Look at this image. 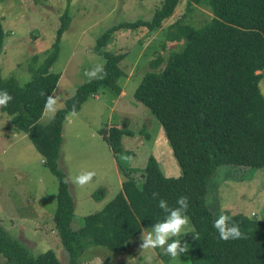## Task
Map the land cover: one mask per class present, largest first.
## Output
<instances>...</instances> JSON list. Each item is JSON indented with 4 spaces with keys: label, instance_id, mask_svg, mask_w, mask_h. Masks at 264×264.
Segmentation results:
<instances>
[{
    "label": "trees",
    "instance_id": "16d2710c",
    "mask_svg": "<svg viewBox=\"0 0 264 264\" xmlns=\"http://www.w3.org/2000/svg\"><path fill=\"white\" fill-rule=\"evenodd\" d=\"M179 2L162 0L150 20L123 22L98 37L95 51L105 58L106 78L78 86L50 120L45 134L38 121L46 97L52 94L60 76L51 67L70 21L67 12L60 17L50 53L37 68L30 67L29 81L21 85L14 77L3 79L0 74V90H7L13 97L0 110L10 116L16 129L28 134L57 179L53 221L68 254L67 264H79L80 252L90 245L114 252L125 250L143 228L153 227L164 218L159 198L176 207L180 196L189 199L186 214L192 228L180 238L189 246L188 264H264V221L243 213L222 212L232 216L244 234V238L224 241L213 227L222 213L214 216L205 204L208 181L218 166L264 168V95L259 88L264 77V0H186L189 8L193 4L207 7L212 18L201 27L176 23L177 30L169 37L182 41L181 48L171 50L164 60L156 58L134 91L135 99L160 122L179 174L165 175L157 159L149 156L137 180L119 158L124 151L122 136L131 133L115 126L100 129L123 176L121 188L100 210L84 216L78 229L70 225L73 198L66 176L57 166L62 123L101 86L120 92L117 81L124 74L120 67L124 54L101 48L110 33L120 27L140 26L154 31L173 14ZM3 37L0 19V52ZM154 192L159 193L156 200L152 198ZM0 254L3 264H60L51 249L33 255L1 224Z\"/></svg>",
    "mask_w": 264,
    "mask_h": 264
},
{
    "label": "rangeland",
    "instance_id": "374dc122",
    "mask_svg": "<svg viewBox=\"0 0 264 264\" xmlns=\"http://www.w3.org/2000/svg\"><path fill=\"white\" fill-rule=\"evenodd\" d=\"M161 1L0 0L4 31L0 74L3 79L14 77L21 85L29 81L30 67L37 68L50 53L60 17L67 12L70 21L51 67L60 75L51 94L56 99V108L60 109L78 86L88 81L84 73L96 65H104L105 58L95 51L98 37L123 22L150 20ZM211 18L207 7L193 4L189 8L186 0H180L173 14L154 31L140 26L120 27L110 33L101 48L124 54L120 63L124 74L117 81L120 92L101 86L62 123L57 166L64 172L73 198L70 222L73 229H78L84 216L100 210L121 188L123 176L100 129L115 126L131 133L122 136L124 151L119 158L137 180L149 156L157 159L165 175L179 174L160 122L148 107L135 99L134 91L156 58L164 60L171 50L181 48L182 41L169 37L177 30L176 23L201 27ZM259 88L264 95V77ZM50 120L44 107L38 121L41 133H46ZM83 171H95L96 175L88 185L80 187L74 178ZM56 193L57 179L28 134L16 129L10 116L0 110V224L33 255L42 252L43 243L54 251L60 264H67L68 254L53 221ZM205 204L214 216L222 212L243 213L264 221V168L218 166L208 181ZM191 228L189 221L184 231ZM152 229L143 228L121 252L100 245L87 246L80 252L78 263L146 264V258L151 256L152 264H188L184 253L172 259L160 248L140 249L141 236ZM3 262L0 254V264Z\"/></svg>",
    "mask_w": 264,
    "mask_h": 264
},
{
    "label": "clouds",
    "instance_id": "9594fccd",
    "mask_svg": "<svg viewBox=\"0 0 264 264\" xmlns=\"http://www.w3.org/2000/svg\"><path fill=\"white\" fill-rule=\"evenodd\" d=\"M84 75L87 77L88 82H91L92 80H102L106 78L107 72L105 66L99 64L91 70L86 71ZM41 95H44V93H41ZM12 100L13 97L7 92V90H0V108H6ZM44 107L49 114V118L54 119L58 109L56 108V99L53 95H47ZM73 112H75V109H73ZM95 175V171H83L75 176L74 183L80 187H84L93 180ZM177 179H179V177H177ZM158 197L159 193H152V198L154 200ZM176 205V207H170L167 200L164 198L158 199V207L165 213V216L160 222L153 225L151 232H147L141 236L142 243L139 246L140 249L155 250L160 248L163 249L164 253L172 259H176L177 257H180L182 253L186 254L188 252V243L184 242L182 244L180 240L184 234L188 233L184 231L190 220L189 216L186 214L189 208L188 197H178ZM213 227L217 230L220 239L224 241L244 238V234L241 232L239 224L235 222L232 216L227 214H220L213 222ZM196 238L198 237H193V239ZM41 250L46 253L48 248L42 243ZM146 264H152L151 256L146 258Z\"/></svg>",
    "mask_w": 264,
    "mask_h": 264
}]
</instances>
